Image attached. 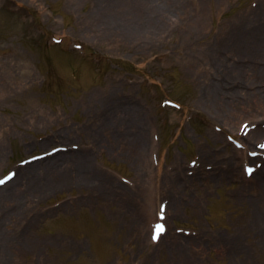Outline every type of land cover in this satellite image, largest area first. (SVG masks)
Masks as SVG:
<instances>
[{
    "label": "rangeland",
    "instance_id": "rangeland-1",
    "mask_svg": "<svg viewBox=\"0 0 264 264\" xmlns=\"http://www.w3.org/2000/svg\"><path fill=\"white\" fill-rule=\"evenodd\" d=\"M261 14L264 0H0V175L51 146L84 144L100 180L61 166L46 198L1 199L0 218L16 220L0 264H264V190L229 158L234 133L217 116L231 117L235 90L264 89L262 73L243 72L263 65L233 46ZM212 85L223 102L204 98ZM168 98L180 108L162 105ZM107 104L120 110L116 132L140 131L141 149L133 135L101 138L113 125ZM237 113L235 131L252 118ZM252 137L250 149L264 132ZM192 159L201 166L191 180L174 183L170 168ZM48 178L37 171L30 184ZM152 197L177 207L156 245L144 214ZM172 220L195 234L173 232Z\"/></svg>",
    "mask_w": 264,
    "mask_h": 264
},
{
    "label": "bare ground",
    "instance_id": "bare-ground-1",
    "mask_svg": "<svg viewBox=\"0 0 264 264\" xmlns=\"http://www.w3.org/2000/svg\"><path fill=\"white\" fill-rule=\"evenodd\" d=\"M253 22V27L247 28L246 26L244 27V29H241L239 31V42L236 41L234 42V47L239 45V51L240 52H246V53H251L252 55L256 56L257 58V62L256 63H260L263 66H260L258 68L253 67V69H248V73L247 71L244 69L243 72L246 73L245 77L246 79H251L253 78V76L255 77V73L259 74L262 73V75H264V16L261 15H256L253 17V19L251 20ZM238 49V47H237ZM250 54V55H251ZM240 57V55H239ZM252 58H240L239 61H246V62H253L251 61ZM233 61V60H232ZM237 61V60H235ZM222 86V85H221ZM220 86V87H221ZM249 87L251 91H248L246 89H241V90H235L234 92H232V97L229 99L230 101H228L227 103H232V106H236V110L231 109L230 106H228L229 108V114H231V117L224 114L222 111L218 112V117L222 118L224 121V129H230L231 131L235 132L234 126H236L237 124V118L238 116V111L239 109H242L244 111H246V113H249L252 118L251 119V123H259L260 119H259V112H261L262 110H264V89H261L257 86V84H253L251 83L250 86H246V88ZM248 89V88H247ZM208 93L205 95V99L207 101H222V97L223 94L219 93L220 90H216L215 86H211L209 87ZM246 93L247 95H254L258 101L257 106L253 107L252 109H249L246 105H244L243 103V96L244 94L242 93ZM225 96H227L226 94H224ZM242 100V101H241ZM206 101V102H207ZM206 107L209 108V110L211 109V107L209 105H207ZM116 107V105H110L107 104L106 106V111L111 112L112 114H110V116L107 118V121L110 120V124L112 123L113 125H109L107 126V131L105 134H103V136L101 138H104L105 140L107 138H119V137H126L127 135H133L135 139L139 140L140 143V149L143 146L142 142V136L140 131H134V133L132 134L129 130V128H127L121 135V133L116 132V129L121 126L124 125L121 122H119L118 118L120 117L118 115L119 113V109ZM105 111V107L103 109ZM213 111V110H212ZM225 116H227V120L225 121ZM250 124V123H249ZM240 125V123H239ZM130 126V125H129ZM239 126H237L238 128ZM113 128H115V131L113 130ZM260 132H264V129L261 126H257L255 130H252L249 132V134H247L245 137H242L241 142H243L244 144L247 143H252V135L254 133H260ZM113 133H115V135H113ZM102 133L100 132V135ZM125 135V136H124ZM85 147H80L78 150H73V149H67L66 151H57L56 153H54L53 155L50 156H46L44 158H41L40 160H35L33 162L27 163L25 164V166H21L18 167L17 172L18 174V179L17 177L15 178V180L17 179L21 186H19L18 188L14 189L16 186V182L12 185V187L8 190H1L0 191V200L1 199H7L9 197L13 198V199H17L19 198L20 200H22L24 197L27 198L26 203L28 205H30L31 201H39L42 198H46V195L48 194V191L55 189L56 188V183L57 181L56 178L58 177H54V175L57 173V171L60 169V167L65 166V167H69V166H76L78 169H76L77 172L81 173L82 176H86L88 177V180H91L94 184H97V186L100 185V180L99 178L94 175L92 168H90V166H88V160H89V154H87L88 151L85 150ZM1 149H0V155H1ZM239 156H243V152H238L235 149H232L230 151L229 154V158L230 159H236ZM220 156L217 158L219 159ZM222 159V157H221ZM252 160V159H249ZM219 161V160H218ZM217 163V161H216ZM214 163V164H216ZM39 169V170H38ZM50 171L51 173V178H48L47 180L43 181V182H38V184H34L31 185V179L35 176L36 172L38 171L39 173H42L44 171ZM16 176V175H15ZM172 178V180L174 181V183H180L182 182V179L180 174L178 172L175 171H171L170 175H168ZM14 180V181H15ZM16 180V181H17ZM258 185L261 189L264 190V169L260 170L258 172ZM17 181V182H18ZM29 187V191L26 194H21V190L25 189ZM7 188V187H6ZM203 194H205V192H203ZM173 195H175V193H173ZM176 198V197H175ZM178 200V199H177ZM170 203H173V201H171ZM179 203V202H178ZM177 201L175 204H173L174 206H177L176 204H178ZM251 203L255 206L254 209V214L258 215L260 214V204H256V201L254 199L251 200ZM171 206V211H172V215H176L177 213V207L176 208H172L173 206ZM22 209V207H21ZM148 209H151V206L148 207ZM166 212L168 213V211L166 210ZM3 217L0 218V239L4 240V236H10L13 238L12 234L10 233V230L12 229V227L14 226V221L16 220V216H7L5 217L3 220ZM237 244L233 245L232 247H236ZM14 252V251H12ZM13 255V253H12ZM14 256V255H13Z\"/></svg>",
    "mask_w": 264,
    "mask_h": 264
},
{
    "label": "snow or ice",
    "instance_id": "snow-or-ice-1",
    "mask_svg": "<svg viewBox=\"0 0 264 264\" xmlns=\"http://www.w3.org/2000/svg\"><path fill=\"white\" fill-rule=\"evenodd\" d=\"M245 127H247V126H245ZM248 171L251 172L252 169H248ZM3 182H4L3 180H0V183H3ZM156 230H157V233L163 231V226H161V225H157V226H156ZM154 239H155V237H154Z\"/></svg>",
    "mask_w": 264,
    "mask_h": 264
}]
</instances>
